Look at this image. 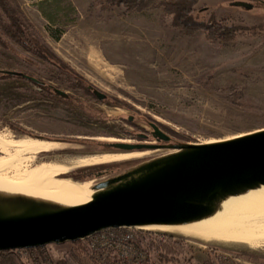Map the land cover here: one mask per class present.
Masks as SVG:
<instances>
[{
    "label": "rangeland",
    "instance_id": "1",
    "mask_svg": "<svg viewBox=\"0 0 264 264\" xmlns=\"http://www.w3.org/2000/svg\"><path fill=\"white\" fill-rule=\"evenodd\" d=\"M13 1L33 32L66 69L109 99L104 103L83 89L73 88L74 81L67 72L62 74L52 63L27 53L0 26V36L14 51L0 46V70L35 77L96 112V118L91 117L74 101L52 98L23 79L0 81V138L16 142L14 160L21 164L59 175L122 168L129 161L168 152L145 151V155L128 160L102 162V157L119 153L99 152L100 142L133 141L135 132L149 130L143 119L160 125L174 140L192 144L264 129V6L259 2H252L254 9L245 10L234 3L251 0H198L195 9L204 12L197 14V22L206 23L215 16L217 21L225 20L227 27L243 33L232 40L212 43L205 31L186 35L174 27L172 19L165 18L158 7L163 0H149L134 11L124 6L109 7L105 0ZM206 85L218 91L208 90ZM230 87L242 93L238 99ZM234 98L241 107L232 104ZM110 100L120 103L113 107ZM129 117L133 122L128 121ZM31 134L46 137L47 141L93 144L83 148L82 144L69 142L38 143ZM65 148L76 149V153L59 152ZM44 154L54 156L41 158ZM13 175V171H7L5 176ZM141 231L185 240L188 257L181 264H204L209 258L225 259L226 254L234 252L264 259V241L256 249H229L191 236ZM140 233L135 231L137 239ZM70 248L67 244H51L41 250L55 264H89L87 254L68 253ZM20 251L24 264H34V251ZM234 257L240 260L233 262L236 264H263ZM152 259L157 261L156 256Z\"/></svg>",
    "mask_w": 264,
    "mask_h": 264
},
{
    "label": "water",
    "instance_id": "2",
    "mask_svg": "<svg viewBox=\"0 0 264 264\" xmlns=\"http://www.w3.org/2000/svg\"><path fill=\"white\" fill-rule=\"evenodd\" d=\"M238 8L254 9L252 2H236ZM44 85L39 79L17 71L0 70ZM63 100L70 95L50 86ZM99 101L108 96L89 87ZM128 121L133 122V117ZM160 144L100 142L113 153L168 151L122 168L91 171L82 180L90 184L93 201L82 205L13 193L0 189V253L36 250L51 244L80 242L109 230L150 227H185L210 220L225 211L234 198L264 188V129L231 139L204 144L181 143L143 119ZM140 138L148 140L141 135ZM68 143L69 140L47 141ZM50 152V151H49ZM129 163V164H128ZM131 163V164H130Z\"/></svg>",
    "mask_w": 264,
    "mask_h": 264
},
{
    "label": "trees",
    "instance_id": "3",
    "mask_svg": "<svg viewBox=\"0 0 264 264\" xmlns=\"http://www.w3.org/2000/svg\"><path fill=\"white\" fill-rule=\"evenodd\" d=\"M149 0H105V4L109 7L116 8L124 6L129 11H134L138 9L143 4L147 3ZM259 2L264 6V0H251V2ZM198 3V0H163L158 4V7L162 9L163 16L166 18L172 19V24L174 27L180 29V31L186 35H194L200 31H205L206 39L212 43L217 41H228L235 38H238L242 35V31L239 29H232L227 27L224 23L225 20L217 21L215 16H212L208 22H197V14H200L204 11H197L195 5ZM102 6L104 5L101 3ZM254 5V3H253ZM104 7V6H103ZM255 8V5H254ZM205 10V9H203ZM0 26L2 31L6 36L11 38L18 46L22 47L27 53L34 55L37 58H40L44 61H48L58 67V69L63 73H68L70 78L74 81L72 84L73 88H80L85 90L87 93L92 95L87 91L88 84L79 78L74 72L67 70L65 64L61 62L55 54L41 42L39 37L33 32V29L26 22L23 14L19 11L18 7L14 4L13 0H0ZM0 46L6 50L13 51L5 41L0 36ZM14 52V51H13ZM25 59V57H23ZM30 62V61H29ZM21 79L19 77H12L4 75L0 72V81L4 80H14ZM24 80V79H23ZM41 81V80H40ZM30 84L38 87L40 90L47 91L50 93L52 98L62 100L57 97L51 90L48 83L36 84L31 81H28ZM42 82V81H41ZM208 90L218 91V89L210 88L206 85ZM229 90L233 92V95L238 99L241 96V92L237 90L236 87H230ZM93 96V95H92ZM234 98L232 104L237 107H241L239 103ZM77 103L83 110H88L91 117L96 118V112L88 107L86 103L78 99L71 98L69 99ZM109 99L103 101L108 103ZM63 101V100H62ZM112 106L117 107L120 103L116 100L109 101ZM89 108V109H88ZM10 126L18 131L24 132L21 128L10 124ZM69 143L77 144H93L86 141L78 140H69ZM95 144V143H94ZM82 171H77L74 179L82 180L83 174ZM140 235L135 243V247L139 250L144 251L148 255V260L142 264H181L183 260L188 257V249L183 239H176L173 236L169 235H154L151 233H143L140 231ZM25 251L27 250H23ZM33 251V250H30ZM36 251L41 252V249H36ZM233 255L244 258L246 260L263 263L264 259L257 256H250L245 253L234 252ZM23 255V254H22ZM21 251H6L0 253V264H24L23 256ZM152 256H156L157 261L153 262L151 259ZM111 258V257H110ZM204 264H225L221 258L212 259L209 258Z\"/></svg>",
    "mask_w": 264,
    "mask_h": 264
},
{
    "label": "bare ground",
    "instance_id": "4",
    "mask_svg": "<svg viewBox=\"0 0 264 264\" xmlns=\"http://www.w3.org/2000/svg\"><path fill=\"white\" fill-rule=\"evenodd\" d=\"M17 150L15 141L0 138V152L3 154L0 158V189L52 199L72 206L93 201L90 184H80L62 178L69 171L56 175L49 171L29 168L28 164L14 160ZM12 151L15 153L12 154ZM145 154L119 153L102 157V162L128 160ZM7 171H13V177L5 176ZM143 230L191 236L229 249H256L264 241V188L234 198L226 204L223 213L205 222L185 227H150Z\"/></svg>",
    "mask_w": 264,
    "mask_h": 264
},
{
    "label": "built area",
    "instance_id": "5",
    "mask_svg": "<svg viewBox=\"0 0 264 264\" xmlns=\"http://www.w3.org/2000/svg\"><path fill=\"white\" fill-rule=\"evenodd\" d=\"M135 231L141 230H109L80 242L70 241L66 243L71 246L68 253L72 252L74 255L87 254L89 257V264H107L110 257L114 256V254L120 255V258L125 261L134 259V263L142 264L148 260V255L135 247V243L137 242ZM33 251L32 261L34 264H55L50 255L46 252L41 251V253H39L38 251L36 252V250ZM225 256V259H222L225 264H236L240 262L234 255L226 254ZM232 256L234 258H232Z\"/></svg>",
    "mask_w": 264,
    "mask_h": 264
},
{
    "label": "flooded vegetation",
    "instance_id": "6",
    "mask_svg": "<svg viewBox=\"0 0 264 264\" xmlns=\"http://www.w3.org/2000/svg\"><path fill=\"white\" fill-rule=\"evenodd\" d=\"M92 94V93H91ZM93 95V94H92ZM94 96V95H93ZM95 97V96H94ZM96 98V97H95ZM160 129L164 132V133H166L167 135H169L168 133H167V131H165L161 126H160ZM32 136H36L35 134H31ZM141 135H145V136H147L148 137V140H145V139H142V138H140V136ZM134 136H135V139L132 141V140H120L119 142H126V143H147V144H160V145H163L164 143H158L156 140H154L153 138H152V129H150V131H146V132H142V131H140V130H138L137 132H135L134 133ZM170 136V135H169ZM37 137H40V136H36V138ZM46 138V137H45ZM173 138V137H172ZM55 140V139H54ZM36 142H38V143H46V142H40V141H38V140H36ZM49 143H52V144H54L53 142H49ZM101 144V143H100ZM34 145H37V144H34ZM38 146V145H37ZM81 147H83V148H89V147H91V146H85V145H80ZM74 150H76V149H73V148H65L64 150H61V151H59L60 153H62V154H74V153H76V152H74ZM99 152H107V151H112V150H110V149H108V148H106V147H102V146H100V148H99V150H98ZM58 152V153H59ZM55 154V153H54ZM46 156H48V157H53L54 155H41V158H45ZM57 158H53V159H51V158H48V160H56ZM59 159V158H58ZM86 171H83L82 172V174H83V176H85L86 174H88V172L87 173H85ZM76 173L77 172H72L71 173V175L70 176H72V177H75V175H76Z\"/></svg>",
    "mask_w": 264,
    "mask_h": 264
},
{
    "label": "crops",
    "instance_id": "7",
    "mask_svg": "<svg viewBox=\"0 0 264 264\" xmlns=\"http://www.w3.org/2000/svg\"><path fill=\"white\" fill-rule=\"evenodd\" d=\"M43 252H45V251H43ZM113 258V259H112ZM119 258V257H118ZM135 261H134V259L133 260H131V261H125V260H123V259H121V258H119V259H116L115 257H111L110 259H109V261H108V263L107 264H130V263H134ZM136 264V263H135Z\"/></svg>",
    "mask_w": 264,
    "mask_h": 264
}]
</instances>
